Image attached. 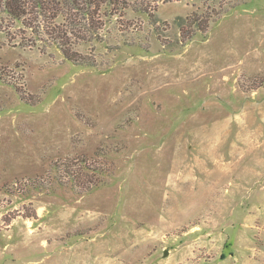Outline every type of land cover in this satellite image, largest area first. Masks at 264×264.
<instances>
[{"label": "rangeland", "instance_id": "rangeland-1", "mask_svg": "<svg viewBox=\"0 0 264 264\" xmlns=\"http://www.w3.org/2000/svg\"><path fill=\"white\" fill-rule=\"evenodd\" d=\"M154 2L93 68L0 15V264H264V0Z\"/></svg>", "mask_w": 264, "mask_h": 264}, {"label": "trees", "instance_id": "trees-1", "mask_svg": "<svg viewBox=\"0 0 264 264\" xmlns=\"http://www.w3.org/2000/svg\"><path fill=\"white\" fill-rule=\"evenodd\" d=\"M129 11L152 16L156 4L154 0H0V15L19 23L39 42L56 46L68 62L87 68L95 65L75 47L104 43L106 26L121 25ZM80 164L82 170L88 169L85 160Z\"/></svg>", "mask_w": 264, "mask_h": 264}]
</instances>
